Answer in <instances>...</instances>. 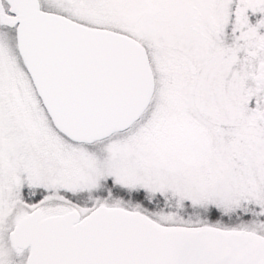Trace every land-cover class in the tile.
Masks as SVG:
<instances>
[{
	"label": "snow or ice",
	"instance_id": "1",
	"mask_svg": "<svg viewBox=\"0 0 264 264\" xmlns=\"http://www.w3.org/2000/svg\"><path fill=\"white\" fill-rule=\"evenodd\" d=\"M0 264H264V0H0Z\"/></svg>",
	"mask_w": 264,
	"mask_h": 264
}]
</instances>
